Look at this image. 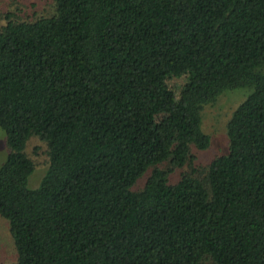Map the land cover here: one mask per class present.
Here are the masks:
<instances>
[{"label": "trees", "instance_id": "16d2710c", "mask_svg": "<svg viewBox=\"0 0 264 264\" xmlns=\"http://www.w3.org/2000/svg\"><path fill=\"white\" fill-rule=\"evenodd\" d=\"M3 20L16 257L0 264H264V0H54ZM245 86L226 153L197 163L202 108ZM32 135L49 158L37 188Z\"/></svg>", "mask_w": 264, "mask_h": 264}, {"label": "rangeland", "instance_id": "374dc122", "mask_svg": "<svg viewBox=\"0 0 264 264\" xmlns=\"http://www.w3.org/2000/svg\"><path fill=\"white\" fill-rule=\"evenodd\" d=\"M54 0H0V25L4 22V14L14 12L22 16L34 13H46L52 10ZM173 83V84H172ZM175 90L180 86L179 80H173L168 85ZM252 87L245 86L227 90L220 94L212 103L204 105L201 110V129L210 138V145L205 149L193 148L197 163L207 164L211 159L227 151V123L233 110L248 96ZM172 112L166 111L159 118H170ZM35 147V149H34ZM25 152L35 161L33 171L28 177L27 186L37 188L44 177L49 158L46 154V145L38 136L29 137ZM7 155L5 134L0 129V165ZM179 170H175L173 180L178 177ZM16 257V250L10 238L7 220L0 215V261H12Z\"/></svg>", "mask_w": 264, "mask_h": 264}]
</instances>
